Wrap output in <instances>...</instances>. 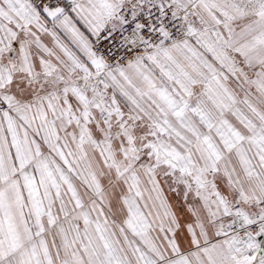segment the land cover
<instances>
[{
    "label": "snow or ice",
    "instance_id": "snow-or-ice-1",
    "mask_svg": "<svg viewBox=\"0 0 264 264\" xmlns=\"http://www.w3.org/2000/svg\"><path fill=\"white\" fill-rule=\"evenodd\" d=\"M0 264H264V0H0Z\"/></svg>",
    "mask_w": 264,
    "mask_h": 264
}]
</instances>
